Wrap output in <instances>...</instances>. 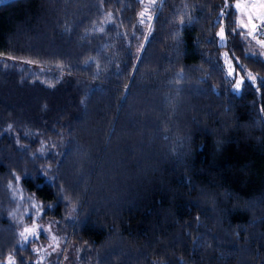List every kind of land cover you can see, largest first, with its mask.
Listing matches in <instances>:
<instances>
[{"label": "trees", "instance_id": "obj_1", "mask_svg": "<svg viewBox=\"0 0 264 264\" xmlns=\"http://www.w3.org/2000/svg\"><path fill=\"white\" fill-rule=\"evenodd\" d=\"M236 2L0 4L1 264H39L48 223L54 264H264V55Z\"/></svg>", "mask_w": 264, "mask_h": 264}, {"label": "rangeland", "instance_id": "obj_2", "mask_svg": "<svg viewBox=\"0 0 264 264\" xmlns=\"http://www.w3.org/2000/svg\"><path fill=\"white\" fill-rule=\"evenodd\" d=\"M236 6L240 11V7H245L246 11L251 17L264 18V0H237ZM240 25V19H239ZM255 47H251V50L257 49L258 52L264 55V43L257 42ZM254 48V49H253ZM250 78L251 76L248 75ZM241 78L238 79V83ZM240 88L235 86V91L238 92ZM39 234H43L45 241L40 242V246L37 247V257L39 264H54L58 261V257L61 255L63 248V237L55 229L52 223L40 224L28 227L25 230V238L37 237ZM1 264V263H0ZM59 264H71L68 260V255L64 254Z\"/></svg>", "mask_w": 264, "mask_h": 264}, {"label": "crops", "instance_id": "obj_3", "mask_svg": "<svg viewBox=\"0 0 264 264\" xmlns=\"http://www.w3.org/2000/svg\"><path fill=\"white\" fill-rule=\"evenodd\" d=\"M245 7H240V11L237 8L238 11V24L240 19V26L245 31V34L248 36H251L253 33L252 26H251V15L244 9Z\"/></svg>", "mask_w": 264, "mask_h": 264}, {"label": "built area", "instance_id": "obj_4", "mask_svg": "<svg viewBox=\"0 0 264 264\" xmlns=\"http://www.w3.org/2000/svg\"><path fill=\"white\" fill-rule=\"evenodd\" d=\"M251 26L253 33L257 34L264 43V18L252 17Z\"/></svg>", "mask_w": 264, "mask_h": 264}, {"label": "snow or ice", "instance_id": "obj_5", "mask_svg": "<svg viewBox=\"0 0 264 264\" xmlns=\"http://www.w3.org/2000/svg\"><path fill=\"white\" fill-rule=\"evenodd\" d=\"M221 38L223 39V33H221ZM251 76V74H249ZM254 79V78H252ZM237 88H239V83H237ZM21 235H23V233H21Z\"/></svg>", "mask_w": 264, "mask_h": 264}, {"label": "flooded vegetation", "instance_id": "obj_6", "mask_svg": "<svg viewBox=\"0 0 264 264\" xmlns=\"http://www.w3.org/2000/svg\"><path fill=\"white\" fill-rule=\"evenodd\" d=\"M5 0H0V2H4ZM1 4V3H0Z\"/></svg>", "mask_w": 264, "mask_h": 264}, {"label": "water", "instance_id": "obj_7", "mask_svg": "<svg viewBox=\"0 0 264 264\" xmlns=\"http://www.w3.org/2000/svg\"><path fill=\"white\" fill-rule=\"evenodd\" d=\"M5 1H8V0H5ZM5 1H4V2H5ZM0 3H3V2H0Z\"/></svg>", "mask_w": 264, "mask_h": 264}]
</instances>
